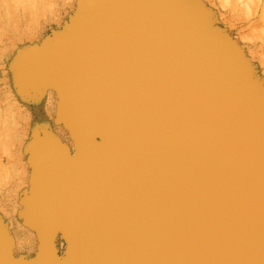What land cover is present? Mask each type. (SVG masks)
Here are the masks:
<instances>
[{
	"label": "water",
	"instance_id": "water-1",
	"mask_svg": "<svg viewBox=\"0 0 264 264\" xmlns=\"http://www.w3.org/2000/svg\"><path fill=\"white\" fill-rule=\"evenodd\" d=\"M94 1L111 5L113 12L96 11L84 0L76 17L78 31L67 35L63 30L51 47L31 56L26 64L32 71L28 84L54 83L59 90L60 118L76 139V152L72 155L67 145L50 139L38 151L47 162L59 159L63 166L59 172L65 176L86 175L79 159L93 157L92 146L100 148L101 154L112 140L115 128L109 130V110L118 121L125 117L124 111L139 112L138 125L127 123L119 140L137 145L132 169L141 178V199L149 205L140 207V222L134 224L131 237L122 231L121 246L134 249L132 258L124 263L123 250L120 256L121 247L114 246L108 264H264V152L257 148L264 146V140L250 127L253 113L264 114V106L255 103L258 89L245 57L231 45L210 38L213 28L201 7L192 15L182 0H151L161 2V7L138 0L141 10L154 11L165 20L163 28L154 31L144 25L150 19L148 13L137 14L134 20L120 19L115 5L133 3L130 0ZM178 7L190 10L191 24L177 13ZM171 22L174 25L169 26ZM118 27L120 39L113 32ZM104 29L107 41L98 45L96 37ZM117 50L127 54L141 50L135 59L145 70L151 68L146 76L137 66L132 68V79L126 80L131 94L125 102L115 97L122 86L118 74L106 70ZM61 65L63 72L57 69ZM57 72L61 80L52 74ZM147 97L152 107L141 103ZM243 112L249 113V121ZM95 123L100 128L97 132L92 128ZM110 152L109 147L101 158ZM89 180L86 176L87 184ZM86 210L91 207L86 205ZM33 211L39 227L46 217L54 219L43 205ZM66 219L60 221L72 240L69 261L81 257L77 263L87 264L83 247L92 245L93 251L86 250L95 259L100 237L86 232L81 243L78 234L71 232L75 225ZM38 232L43 238L44 233ZM3 234L0 224V248L7 245ZM45 249L43 243L39 264Z\"/></svg>",
	"mask_w": 264,
	"mask_h": 264
},
{
	"label": "rangeland",
	"instance_id": "rangeland-1",
	"mask_svg": "<svg viewBox=\"0 0 264 264\" xmlns=\"http://www.w3.org/2000/svg\"><path fill=\"white\" fill-rule=\"evenodd\" d=\"M40 1L42 0H0V119L3 123L2 127L0 126V175L11 173L10 178L4 176L3 179V176H0V224L3 235L12 245L13 255L16 258L23 256L25 260L30 256L27 254L37 255L36 252H39V235L34 232L35 240L20 238L17 235L19 227L8 219L12 214L23 220L22 216L27 214L26 201L32 197V192L29 191H32L31 183L36 162L41 157V153L35 148L41 146V143L45 146L44 142L52 138L53 142H61L67 145L72 154L75 153V145L72 144L74 139L60 118V112L58 113L60 103L56 88L42 83L28 84V81H32L29 78L32 71L26 63L31 56H37L38 52L51 47L56 36L62 35L65 32L63 30L74 24L81 0ZM249 1L198 0L196 4L207 11L208 22L212 26L216 23L222 41L245 57L247 71L253 77L262 96L260 100L264 104V14L261 15L264 0H257V3ZM28 3L34 4L35 10ZM248 5L251 10L250 7L248 10L244 9ZM256 8H259L257 15ZM10 137L12 138L9 139ZM55 245L59 256H65L66 239L61 236Z\"/></svg>",
	"mask_w": 264,
	"mask_h": 264
},
{
	"label": "bare ground",
	"instance_id": "bare-ground-1",
	"mask_svg": "<svg viewBox=\"0 0 264 264\" xmlns=\"http://www.w3.org/2000/svg\"><path fill=\"white\" fill-rule=\"evenodd\" d=\"M42 1H40V2H42ZM130 1H132L133 3L124 4L122 1H118V3H117L118 6L115 5V9H116L120 19H128V18L133 17L131 20H134L135 19L134 16L136 17L137 14L148 13L150 16L149 17L150 19H149V21L146 20L144 22V25L145 26L149 25V27L151 29H153L154 31H158V30L163 28L162 23H164L165 20L162 18V16H160L159 14H157L154 11L152 13H149V12L141 10L140 8H141L142 4L138 3V0H130ZM139 1L143 2V0H139ZM149 1L151 3H153L154 5L157 4L158 7H161V5H159V4H162L161 2L160 3L155 2L156 3L155 4L153 1H151V0H149ZM182 1L185 4V6L191 10V11L190 10L189 11L191 12L192 15H193V12L197 10V8L199 9V4H196V3H198V0H182ZM246 1H249V0H246ZM256 1L257 0H253V2H252L250 0L249 2L257 3ZM33 2L36 3V1H33ZM82 2H84V0H81V3ZM89 2L91 3L90 7H94V9L96 11L99 10V11H102L103 13L113 12V9H110L111 5H108V7H106V6L101 5L99 3H97V4L94 3L95 2L94 0H89ZM17 3H16V6H17ZM23 3H26V2H23ZM81 3H80V6H78L79 12H80L81 6L83 5ZM242 3L245 4L246 2H242ZM247 4H249V3L247 2L246 5ZM29 5L33 7L34 4H32V5L29 4ZM29 5H27V6L29 7ZM38 5L40 6L41 4H38ZM250 5H248V7L244 8V9L248 10ZM258 5H259V3H258ZM16 6H14V7H16ZM124 7H126V8L123 9ZM242 7H239V8H242ZM24 8H25V6H24ZM249 9L251 10V7ZM258 9L259 8H256V11ZM34 10H35V8H34ZM121 10H123V11H121ZM250 10L248 12H250ZM176 11L178 14L183 13V14H181V17L188 24H191V17H190L191 14L189 11L188 12L182 11V9L179 7L177 8ZM17 12H19V10ZM46 12H47V9H46ZM50 12H51V9H50ZM89 12H92V10ZM262 12H261L262 13L261 15L264 14L263 9H262ZM205 13H206L207 17L209 18V14L207 13V11ZM257 13H258V11L256 12V15H257ZM37 14H38V16L40 15L39 13H37ZM37 14H36V16H37ZM10 15H12V14H10ZM7 17H8V15H7ZM77 21H78V19L76 18L74 21V24L66 30L67 35H74L75 32L78 31L76 28L77 23H78ZM156 21L160 22V23H157ZM126 22L127 21L123 22L122 24L124 25V24H126ZM71 24H72V22H71ZM110 24L118 26L117 23H115L114 21H111ZM169 24H170L169 26L174 25V23H172V22ZM208 25L211 28H213L212 32L209 33L210 38L212 39V37H213V39L217 42V44H220L219 42L222 41V39H221V35L219 33V30L217 29L216 23H215V26L214 25L212 26L210 22ZM263 25H264V22H263ZM119 29H120L119 27L113 29V32H116V38L117 39H120V37H121L120 32L122 30H119ZM104 33H105V29L102 33H100V35L98 37H96L95 42L99 41L98 45H101L107 41V36L104 35ZM217 36L219 37L218 38L219 40L216 39ZM77 52H78V50L75 51V53H77ZM141 55H142L141 50H138V52H133V53H129V54L124 53V51L117 50V52H115V54H114L112 62L110 63V66H108V68H106V70H108L110 73L118 74L117 78L121 80L120 83L122 86H120L119 89H116L115 97L121 98L124 102H125L124 98H126V96L131 94L130 89L128 88V85L126 83V80H127V78L132 79V76H133L132 68L137 66L138 70L141 73H143V76L144 75L146 76L145 73H150V71H151V68H148L147 70H145L144 67H141L142 66L141 62H139V60L137 61V59H135L136 57H140ZM62 57H64V56H62ZM81 59H83V58H81ZM63 66L64 65H61V67H59V66L57 67V69L62 68V70L59 72H63ZM69 67H71V66H69ZM53 70H55V69L50 70V72H52ZM59 72L52 73V74H55L57 76V78L60 79L61 73H59ZM20 80H22V79H20ZM45 84L54 86L56 88L58 96H59V103H60V108H59L58 113L60 112V116H61L62 102L60 99L59 90L57 89V85L54 83H52V84L45 83ZM28 88H30V87H28ZM138 90H139V92H142V86H139ZM257 97L258 98L256 99L255 103L257 105L264 106V104L260 100L262 96L260 95L259 90L257 93ZM141 103L144 104L146 106V108L152 107V102L150 100V97H147V98L141 100ZM127 106H125L123 109H127ZM153 107L154 108L157 107L155 103H154ZM109 111L111 112V114H108V115H111V118H110L111 123H109V130H112L115 128L114 129L115 134H113L112 140H109V142H106L104 149H103V152L101 154H98V150H100V148H95L94 146H92L91 152L93 153V157H91V158L86 157V158L79 159V161H80L79 163H81L82 164L81 167L85 169L86 175L81 174V175L69 176V177L63 175L62 173H60L61 168L63 166L58 161L59 159H56V158L50 159L48 161L49 163L47 162V160L43 156H41L40 159H38V162H36L34 160L37 163V166L34 170L35 172L33 174V179H32V183H31L32 184V191H29V192H32V197L28 201H26V203H27V212L26 213L27 214L22 216L23 220L19 219L20 217L17 216L18 217L17 218V217H15V215L11 214V215H9L8 220L14 224H17V227H19L18 231H17V235L20 236V238H23L26 240L31 238V239L35 240V233L34 232L38 233L39 238L38 237L37 238L40 239L39 242L41 241V243L39 245L40 246L39 252H36L37 255L36 254H34V255L27 254V256H29V255L30 256L29 257L26 256L27 257L26 260L23 258V256H22V258H16L13 255V249L11 247L12 246L11 243L3 235L4 239L7 241V245H5V247H3V248H0V264H39L40 250L42 248L43 243H46V249H45V254H44L45 259L40 264H78L77 262L81 261V257L75 258L73 256L72 257L73 260L69 261V253L71 252L70 246H71L72 240H71V237L67 233H65V231L62 228L61 221H60L61 217H67L68 218V219H66L67 222L72 223L71 225H75L74 227H70L71 232H72V234H76V233L78 234L81 243L83 242V240L85 238L84 233H86V232H88L90 234V237H91L90 232H92V235H94V238L97 236L100 237V240L97 242V246H95L96 250L99 252V255L96 254L97 257L95 259H91L90 254L86 250L87 248L91 247V250L93 251V246L92 245H86L83 247V250H85V255L87 256L84 261H86L87 264H99V263L101 264V262L108 264L109 259L111 258L110 257V250L114 246H116L117 250L120 249V247H121L120 256H121V251L123 250V262L124 263H127L130 260V258H132L130 253L132 251H134V249L131 250L129 248H126L124 245L121 246V237L124 236L122 231H124L125 233H126V231H128L126 234L130 235V237H131L133 234L134 224L138 221L140 222V217H139L140 213H138L141 210L140 207H142V209H143L145 206H148L149 204L147 203V201L145 199L144 200L141 199V194H140L141 193V186H140L141 178H138V175L135 176L134 171L132 169V164L135 161V158H132V157H133V153H134V156L137 155V151H138L137 145L135 142L120 141L119 140L120 139L119 132L127 125V123H130L132 121H134L133 123L135 125H138V123H137V121H135V119L138 118L136 116L138 115L139 112L126 113L124 111L123 115H125V117L121 118L118 121L116 119H112L114 114L111 110H109ZM103 112H108V111L103 110ZM228 113H229V115H234L236 112L235 113L228 112ZM243 116H245V119L247 121H249V113L248 112H243L242 117ZM10 118H11V116H10ZM251 118H252V120L255 119L254 123L250 122L251 126L249 125L251 127V129L253 130L254 135L257 138L259 137L260 139L264 140V129H263L264 127L261 128L262 126H264V114H262L261 112H254L253 116ZM226 119H231V118L226 117ZM3 120L4 119H2V121ZM5 121H6V118L4 120V123H5ZM8 121H10V120H7V122ZM1 123L2 122L0 119V126L2 127L3 123L2 124ZM104 123H106V121H104ZM92 128L95 132L99 131V129H100L98 126H96V123L93 125ZM142 128H144V126ZM142 128H140V130ZM68 129L71 131L70 128H68ZM51 136H52V134H51ZM96 137L98 140H101L99 135H97ZM11 138L12 137H10L9 139H11ZM45 139H47V138H45ZM50 139L52 140V138H50ZM73 139H74V142L72 144L74 146V145H76V139L74 137H73ZM39 145L43 146L42 143ZM109 147L111 148V152L109 154H107L106 156H103L101 158L103 153H105V154L107 153V149ZM129 147L132 149L133 152L131 151V149ZM257 148L259 151L264 152V146L259 145ZM36 149H38V147H36L35 150ZM36 151H38V150H36ZM119 151L121 153H119ZM75 152H76V149H75ZM126 152H128V156H127ZM38 153H37V155H38ZM74 154H72V155H74ZM123 154H126V155L124 156ZM119 156H123V157L119 158ZM98 159H100V160H98ZM256 159L257 158H255V160ZM262 160H264V159H262ZM7 167H8V165H7ZM7 169H9V168H7ZM90 169H91V172H90ZM59 170H60V172H59ZM120 170H121V173H120ZM9 174H11V173L9 172L8 175L3 174L0 176H3L1 178L4 179V176H9ZM137 174H138V171H137ZM86 176L87 177L89 176V179H90L88 184L86 183ZM10 177L11 176H9V178ZM7 180L9 181V179H7ZM0 181H2V180H0ZM87 181H88V178H87ZM1 184H2V182H0V185ZM28 189H29V187H28ZM22 203H23V201H22ZM132 204H134V207H135V213H136L135 221H133V217H134L135 213L133 214L134 211H132ZM23 205H22V207H24ZM42 205L44 208V212H46L48 214H52L54 219L51 220V217L50 218L46 217L45 220L42 221V225L39 227L37 225V221L35 219V214H34L33 210H35V208H38V210H39V208ZM86 205H88L89 209L91 207V210L85 211ZM29 208L31 209L32 214H31V212L30 213L28 212ZM19 211L22 212L21 210H19ZM11 212H12V210H11ZM18 214H19V212H18ZM21 214H23V212ZM3 218H6V217L3 216ZM29 222L31 225L29 224ZM87 222H89L91 224H89L90 226L88 225V227H85L87 225ZM9 224H7V225L10 226ZM7 229H8V227H7ZM11 230H12V228L10 229V231ZM38 231H40V233H44L43 236L45 238L44 237L43 238L46 242H43V238H42L41 234H39ZM11 234H12V232H11ZM61 236L64 239H66V241H67L66 255L62 256V257L59 256L58 251H57V247L55 245V242L58 241V239H60ZM0 246H2L1 243H0ZM28 252H29V250H28ZM80 253H81V251L77 254V256ZM20 256H18V257H20ZM61 260H63V262H60ZM67 261H69V262H67Z\"/></svg>",
	"mask_w": 264,
	"mask_h": 264
}]
</instances>
